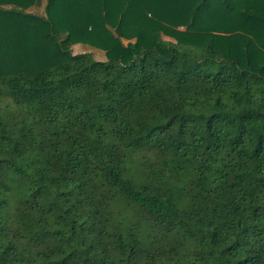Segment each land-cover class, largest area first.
Instances as JSON below:
<instances>
[{"label":"trees","instance_id":"obj_1","mask_svg":"<svg viewBox=\"0 0 264 264\" xmlns=\"http://www.w3.org/2000/svg\"><path fill=\"white\" fill-rule=\"evenodd\" d=\"M40 2L0 0V264H264V0Z\"/></svg>","mask_w":264,"mask_h":264},{"label":"rangeland","instance_id":"obj_2","mask_svg":"<svg viewBox=\"0 0 264 264\" xmlns=\"http://www.w3.org/2000/svg\"><path fill=\"white\" fill-rule=\"evenodd\" d=\"M45 2L46 0H41L40 4L36 5L35 7L30 8V10L35 11V12H40V13L43 12ZM73 51L74 52L91 51L94 53L97 59L104 60L106 58V55L103 50L93 48L89 45H82V44L74 45Z\"/></svg>","mask_w":264,"mask_h":264}]
</instances>
